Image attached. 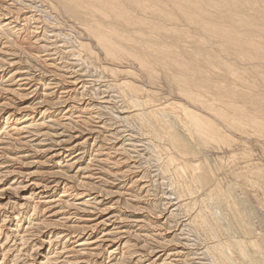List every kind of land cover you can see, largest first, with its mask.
Returning a JSON list of instances; mask_svg holds the SVG:
<instances>
[{"label":"bare ground","instance_id":"1","mask_svg":"<svg viewBox=\"0 0 264 264\" xmlns=\"http://www.w3.org/2000/svg\"><path fill=\"white\" fill-rule=\"evenodd\" d=\"M254 208L264 0H0V264H264Z\"/></svg>","mask_w":264,"mask_h":264},{"label":"rangeland","instance_id":"2","mask_svg":"<svg viewBox=\"0 0 264 264\" xmlns=\"http://www.w3.org/2000/svg\"><path fill=\"white\" fill-rule=\"evenodd\" d=\"M69 20H70V21H69ZM73 20H75V21L77 22V23L75 22L76 25L73 24V22H74ZM72 21H73V22H72ZM68 22L70 23L71 26H68V25H67V26H66V27H67V30H65V31L68 32V33L71 32V33H70L71 35L74 33L72 36L75 35L74 37H76V38H77L78 36H80V35H79V32L81 31V26H82V24H80V23L78 24L79 21H77V20L74 19V18H70V19H68ZM72 24H73V25H72ZM77 25H78V26H77ZM79 25H81V26H79ZM75 26H77V27H75ZM69 28H70V29H69ZM71 28H72V29H71ZM77 28H78V29H77ZM79 29H80V30H79ZM73 31H75V32H73ZM77 31H79V32H77ZM78 38H79V37H78ZM59 44H62V43L59 42ZM71 58H72V57H71ZM66 60L68 61L67 63H66ZM63 61H65V62H62V60L59 61V62H60L61 64H62V63H65V65H69V67L67 68V70H69L68 75H69V77H70V76H73L72 74H70V72H71V71H74L73 69H75V68H72V67L70 66V64H69V63H72L73 60H71V59L69 60L68 58H65ZM69 61H72V62H69ZM70 68H71V69H70ZM36 73H37V71H36ZM37 74H39V72H38ZM81 74H83V73H81ZM49 78H50V76H49ZM52 78H53V79H52ZM50 79H52L53 81H56L54 77H51ZM88 79H89V77H88ZM53 81H52V83H54ZM97 83H98V82H97ZM99 83H101V82H99ZM49 85H50V86H54L55 89L57 88L55 91H58V93H59V92H65V91H66V90L63 91V89H60L59 87H56L54 84H49ZM160 86H161V87L163 86V87H162L163 89H160V96H158V98H157V103L162 102V101L164 100V98H165V100H164L163 102H166V101H167V98H169L168 100H171V101L174 100V99H177V97H175V94H176V93H174V92L172 93V91L170 90V88H169V86H168V83H166V81H165V82L162 81V83L160 84ZM163 90H164V91H163ZM41 92H42V90H41ZM87 92H88V91H84V92H83V91H79V96L81 95L82 97H84V96L86 95L87 98H86V96H85L84 98H86L87 100H90V97H88V96H90V95H89V92H88V93H87ZM80 93H82V94H80ZM83 94H84V95H83ZM87 94H88V95H87ZM106 94H107V93H104V94H102V95H106ZM161 94H163L164 97H163ZM31 95H32V94H31ZM31 95H30L31 99H33V98L35 99V98H36L35 96H37L38 94H36V95L33 94L32 96H31ZM99 95L102 97L101 94H99ZM96 97H97L96 99H92V100H94V101H92V102L95 103V104H96L97 101H100L99 99H101V98H99V96H96ZM162 98H163V100L161 101ZM97 99H98V100H97ZM95 100H97V101H95ZM158 100H160V101L158 102ZM105 116H106V118H105ZM109 117H110L109 115H104V118H102V119H104V121H105V119H106L107 122H106V121H105V122H106V124H108V125H110L111 123H113V122L109 121ZM99 120H100V119H99ZM109 122H110V123H109ZM115 125L117 126L118 124H115ZM116 126L112 125L111 127H109L107 133H109V132L111 133V132L116 128ZM112 127H114V128H112ZM118 127H119V126H118ZM110 128H111V129H110ZM109 130H110V131H109ZM110 133H109V134H110ZM33 134H34V135H33ZM29 135H31V137H30ZM35 135H36V137H35ZM40 135H41V136H40ZM38 136H39V137H38ZM44 136H45V135L42 136V134H40V133H38V134H37V133H34V132H33V133H30V134H28V137H27L28 142L30 143V144H29V143H28V144L31 145V143H32L33 146L38 147V150H39V151H44L45 149H48V148L50 147V144H49V143H51V140H49L46 136H45V137H46V138H45ZM43 137H44L45 139H44ZM29 138H30V139H29ZM35 138H36V139H35ZM37 138H38V139H37ZM121 138L123 139L124 137H121ZM33 139H34V140H33ZM119 139H120V138H119ZM119 139H118V141H117V140H114V143L112 142V143L114 144L113 147H115L116 144H117V145H120V144L122 143V142H121L122 139H120V140H119ZM35 140H36V141H35ZM39 140H40V141H39ZM41 140H42V141H41ZM47 140H48V141H47ZM31 141H32V142H31ZM49 141H50V142H49ZM116 141H117V142H116ZM45 142H46L47 144H46ZM38 143H39V144H38ZM41 143H42V145H41ZM43 143H44V144H43ZM115 143H116V144H115ZM35 144H36V145H35ZM38 145H39L40 147H39ZM46 145H47V146H46ZM44 146H45V147H44ZM33 148H34V147H33ZM26 149H27V148H26ZM43 149H44V150H43ZM33 150H34V149H33ZM225 150H226V149H224V150L222 149V152H223V154L225 153V155H227L228 152H230V151H229V150H226V152H224ZM227 151H228V152H227ZM29 154H30V153H29ZM33 155H35V154H33ZM39 159H41V158H39ZM31 160H37V158H34V159L31 158V159H29V161H31ZM42 160H43V159H42ZM94 161H95V160H94ZM94 161H93V162H94ZM95 162H96V161H95ZM51 164H53V163L51 162ZM51 164H50V165H51ZM133 165L136 166V165L134 164V160H133ZM138 166H139V164H138ZM94 168H95V167H94ZM96 168H97V166H96ZM139 170H141V169H139ZM95 172H98V169H96ZM97 175L99 176V174H97ZM97 175H96V177H98ZM128 175H129V176H127L126 179H129V178H131V177L133 176V174H131V173H128ZM131 175H132V176H131ZM16 178H18V175H16V176L14 177V180H15ZM151 198H153V196H151ZM108 202H109V201L106 200V203H108ZM91 208H93V207H91ZM157 209H158V208H157ZM254 209H255V210H254V213H255V214H256V213H257V214L260 213V214H261L260 216L263 217V219H264V213H261L257 208H254ZM158 210H159V209H158ZM258 212H259V213H258ZM140 213H141V212H140ZM248 216H249V215H248ZM124 219H125V218H124ZM127 219L129 220L128 215L126 216V220H127ZM263 219H262V220H263ZM254 220H255V219H254ZM263 222H264V221H263ZM121 225H122V224H121ZM259 225H260V223H259ZM119 226H120V225H119ZM171 230H173V229H170L169 231H171ZM259 230H260V229L258 228L257 231H259ZM167 231H168V230H167ZM168 233H169V232H168ZM169 234H171V232H170ZM173 235H174V234H172L171 237H178V236H176V235H174V236H173ZM178 238H179V237H178ZM59 247H60V246H59ZM59 247H58V248H59ZM58 250H61V249H58ZM59 252H60V251H59ZM65 256H67V255H65ZM62 259H64V258H61L60 260H62ZM145 264H146V263H145ZM147 264H149V263L147 262Z\"/></svg>","mask_w":264,"mask_h":264}]
</instances>
